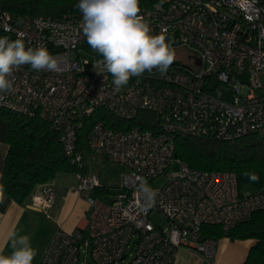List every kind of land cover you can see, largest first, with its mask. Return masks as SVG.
<instances>
[{
  "label": "built area",
  "instance_id": "2783aa9c",
  "mask_svg": "<svg viewBox=\"0 0 264 264\" xmlns=\"http://www.w3.org/2000/svg\"><path fill=\"white\" fill-rule=\"evenodd\" d=\"M139 14L172 47L197 49L199 71L173 62L166 75L145 72L117 91L87 43L77 7L57 17L0 8V37L22 34L26 47L43 43L59 62L56 71L14 69L13 91L0 93V107L38 116L57 132L76 168L71 190L89 212L86 229L52 232L38 264H174L179 247L212 261L217 238L204 237L202 226L228 231L264 209V192L241 189L233 171L192 169L175 154L177 138L264 139V3L162 0ZM97 110L137 122L117 128L97 120L86 136L93 157L127 169L111 200L97 195L111 190L87 170L78 141L84 120ZM55 196L56 187L42 183L31 207L46 212Z\"/></svg>",
  "mask_w": 264,
  "mask_h": 264
},
{
  "label": "trees",
  "instance_id": "16d2710c",
  "mask_svg": "<svg viewBox=\"0 0 264 264\" xmlns=\"http://www.w3.org/2000/svg\"><path fill=\"white\" fill-rule=\"evenodd\" d=\"M161 1L139 0V7H150ZM259 1L264 3V0ZM78 2L79 0H0V8L20 15L57 17L76 8ZM97 120H103L106 125L117 128L137 124L136 121H121L107 111L97 110L84 120L78 134L79 145L84 154L87 152V133ZM0 140L9 146L0 187L18 204H24L37 184L53 179L59 172H76L64 153L57 132L38 116L29 117L0 107ZM175 154L192 169L231 170L236 174L241 189L264 192V139L256 135L243 136L233 141H220L210 137L177 138ZM245 172L256 173L259 180H249L244 175ZM202 234L212 238H254L256 243L250 249L245 264H264V209L254 212L250 220L237 224L228 231H224L219 225L205 224L202 226Z\"/></svg>",
  "mask_w": 264,
  "mask_h": 264
},
{
  "label": "clouds",
  "instance_id": "9594fccd",
  "mask_svg": "<svg viewBox=\"0 0 264 264\" xmlns=\"http://www.w3.org/2000/svg\"><path fill=\"white\" fill-rule=\"evenodd\" d=\"M81 28L91 49L103 59V70L113 77L115 90L127 85L133 76L156 70L166 75L175 57L171 42L163 34H152L149 23L141 16L139 0H79ZM30 65L31 69L56 71L58 58L43 43L26 47L22 34L11 40L0 37V93L13 91L10 79L14 69ZM256 182V173H244ZM3 189L0 187V193ZM14 249L10 256L0 254V264H32L37 250L27 235L10 236Z\"/></svg>",
  "mask_w": 264,
  "mask_h": 264
},
{
  "label": "crops",
  "instance_id": "0c3cea01",
  "mask_svg": "<svg viewBox=\"0 0 264 264\" xmlns=\"http://www.w3.org/2000/svg\"><path fill=\"white\" fill-rule=\"evenodd\" d=\"M8 148V144L0 140V179ZM62 173H57L53 179L42 182L56 187L54 203L46 212L31 207L32 195L42 183L34 187L24 204H18L4 191L0 193V254L10 256L14 251L10 239L13 232L17 236L27 235L30 237L31 246L37 250L32 264H38L53 231L58 228L68 231L76 227L87 228V203L71 190L77 184V177L74 175V178H67ZM113 193L114 191L109 193L105 191V198L111 200ZM255 243L254 238H217V252L212 261L185 247H179L176 250L174 264H245Z\"/></svg>",
  "mask_w": 264,
  "mask_h": 264
},
{
  "label": "rangeland",
  "instance_id": "374dc122",
  "mask_svg": "<svg viewBox=\"0 0 264 264\" xmlns=\"http://www.w3.org/2000/svg\"><path fill=\"white\" fill-rule=\"evenodd\" d=\"M175 53L174 61L176 63L184 64L190 67L193 71L197 72L200 69V53L197 49L191 48L189 46H179L172 47ZM262 83H264V75H260ZM85 163L87 165V170L97 174L101 186L109 188L111 192L120 184L122 177L127 172L125 166L118 163L110 162L106 160L102 155L94 156L89 152L85 153ZM60 173V172H59ZM64 177L74 178L73 172H63ZM164 178L155 179L154 185H161ZM247 190V189H246ZM245 190V191H246ZM99 197H104V193H98ZM89 212L87 213V217ZM153 219L158 223H162L163 220L158 214H154Z\"/></svg>",
  "mask_w": 264,
  "mask_h": 264
}]
</instances>
